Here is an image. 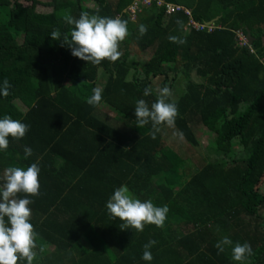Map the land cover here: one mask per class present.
<instances>
[{"label":"trees","instance_id":"trees-1","mask_svg":"<svg viewBox=\"0 0 264 264\" xmlns=\"http://www.w3.org/2000/svg\"><path fill=\"white\" fill-rule=\"evenodd\" d=\"M85 1L0 0V83L7 78L12 85L7 97L0 95V119L30 125L25 137H9L0 150V185L8 167L38 163L41 169L40 194L28 197L38 233L33 264H241L232 259L237 242L254 252L243 264H264V0H165L189 9L196 22L213 21L211 31L188 27L183 10L166 15L164 6L153 5L132 21L124 12L132 0H92L93 7ZM38 6L51 15L36 19ZM82 12L128 22L117 61L88 63L53 40V30L70 38L74 25L64 18ZM237 31L252 42L239 45ZM170 35L186 43H173ZM135 47L151 49L150 58H140ZM180 73L186 81L173 99L174 129L198 146L193 122L213 131L228 125L221 136L225 160L193 168L164 145L167 125L155 139L151 123L136 127L137 101L150 107L157 99L153 81L162 78L160 89L171 90ZM97 87L102 100L93 106L87 100ZM101 105L120 121L105 120ZM159 175L183 183L173 188ZM124 185L134 198L168 206L163 227L120 228L125 222L106 204ZM225 236L233 244L218 253L215 245ZM152 240L153 259L145 261L144 245Z\"/></svg>","mask_w":264,"mask_h":264},{"label":"clouds","instance_id":"clouds-1","mask_svg":"<svg viewBox=\"0 0 264 264\" xmlns=\"http://www.w3.org/2000/svg\"><path fill=\"white\" fill-rule=\"evenodd\" d=\"M66 23L74 25L69 34H64L61 39L59 30H53V40H62L67 44L72 55L88 63L100 64L103 60L117 61L122 53L119 50L120 43L130 34L128 22L120 17H102L82 12L78 19L66 16ZM177 24L183 27V21L177 20ZM140 35L147 32V26H139ZM173 43H186V39L180 36H169ZM12 85L5 78L0 83V95L7 97L10 94ZM151 94V89L146 88L144 95ZM172 92L165 86L158 90L155 102L149 107L148 103L141 99L135 106V117L138 128L151 123L150 135L156 138L161 125L170 128L175 127V121L179 115L177 103L171 100ZM102 100V89H93V94L88 98L87 103L93 106L99 105ZM30 130V125L20 120L12 119L5 115L0 119V150H6L9 146V137L21 139ZM182 138V136H181ZM26 156L32 155L31 148H25ZM40 172L38 163H32L26 169L22 167H8L4 171L3 184L0 185V264H19L26 260L27 264H33L37 256L38 233L30 222L32 211L29 207L33 203L29 196L40 194ZM26 194L19 198L18 194ZM111 216L125 222L124 227H131L143 231L146 224H154L163 227L167 219L169 208L167 205L158 207L151 200L141 201L134 198L126 185L117 188L106 204ZM7 218V219H6ZM156 244V241H149L144 245L142 259L151 261L153 255L149 249ZM233 241L227 236L218 241L215 247L218 253L225 251V246H231ZM43 251V248L40 249ZM254 255L253 249L248 242L243 244L237 242L232 247V259L243 262Z\"/></svg>","mask_w":264,"mask_h":264},{"label":"rangeland","instance_id":"rangeland-1","mask_svg":"<svg viewBox=\"0 0 264 264\" xmlns=\"http://www.w3.org/2000/svg\"><path fill=\"white\" fill-rule=\"evenodd\" d=\"M84 4L88 7L94 6V2L92 0H87ZM33 15L39 21H43L45 15H51V10L38 6L36 7ZM136 20L137 18H135V21ZM48 21H51V16ZM135 49L132 48V50L138 52V56L144 60L149 59L150 55L152 54L151 49H147L145 51H138L136 47ZM168 75L170 77L172 72H169ZM161 80L162 78H156L153 81V86L157 92L160 89L159 83ZM185 81V75L180 73L171 88V100L176 99L179 95H181L182 91L184 90ZM99 111L101 114H103V118L105 120H109V122L116 124L118 123L117 121H120L117 114L105 108L104 105L99 107ZM192 127L198 142V146L189 145L183 137L181 138V135L177 130L168 126H166L162 132L164 145L178 153L185 163L190 164L193 168H200L205 162H220L227 158L223 152L226 149V145L221 142V136L228 125H221L220 128H217L214 131L196 122L192 123ZM160 177L164 180H167L169 185L173 188L178 187L183 183V179L174 177L172 175H161ZM92 240L93 239H91V241ZM81 242L85 245H88V243H94V241L90 242L86 239H81Z\"/></svg>","mask_w":264,"mask_h":264},{"label":"built area","instance_id":"built-area-1","mask_svg":"<svg viewBox=\"0 0 264 264\" xmlns=\"http://www.w3.org/2000/svg\"><path fill=\"white\" fill-rule=\"evenodd\" d=\"M164 6V13L166 15H171L175 11L183 10L185 14L189 16V21L187 23L188 27H192L196 30H203L207 29L208 31H211L214 29L213 24L211 23H199L194 21L191 18L190 10L187 8H184L182 5L166 2L165 0H132L130 4L124 9V12H126L129 16V18L132 21H135V18H137V14L142 12L144 8H148L151 6ZM237 35V41L239 45H246L249 44L248 38L245 34H243L241 31L236 32Z\"/></svg>","mask_w":264,"mask_h":264},{"label":"water","instance_id":"water-1","mask_svg":"<svg viewBox=\"0 0 264 264\" xmlns=\"http://www.w3.org/2000/svg\"><path fill=\"white\" fill-rule=\"evenodd\" d=\"M207 23H210L211 24V23H213V21H210V22H207ZM246 36L248 38V42L251 43L252 42V38L250 37V34L247 33Z\"/></svg>","mask_w":264,"mask_h":264}]
</instances>
